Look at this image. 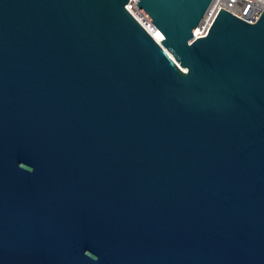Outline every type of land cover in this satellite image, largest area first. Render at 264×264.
Returning <instances> with one entry per match:
<instances>
[{"label": "water", "instance_id": "water-1", "mask_svg": "<svg viewBox=\"0 0 264 264\" xmlns=\"http://www.w3.org/2000/svg\"><path fill=\"white\" fill-rule=\"evenodd\" d=\"M0 0V264H264V10Z\"/></svg>", "mask_w": 264, "mask_h": 264}, {"label": "built area", "instance_id": "built-area-1", "mask_svg": "<svg viewBox=\"0 0 264 264\" xmlns=\"http://www.w3.org/2000/svg\"><path fill=\"white\" fill-rule=\"evenodd\" d=\"M137 1L138 0H130L126 6L138 19V21H140L142 25L155 36V32L153 30L158 27H156L149 17L138 7ZM221 6L253 22L264 10V0H212L204 17L202 18V21L194 30L195 37L206 33L214 15Z\"/></svg>", "mask_w": 264, "mask_h": 264}, {"label": "bare ground", "instance_id": "bare-ground-1", "mask_svg": "<svg viewBox=\"0 0 264 264\" xmlns=\"http://www.w3.org/2000/svg\"><path fill=\"white\" fill-rule=\"evenodd\" d=\"M153 31L155 32V37L158 40H160V39H162L164 37V33L162 32V30L160 28H155Z\"/></svg>", "mask_w": 264, "mask_h": 264}]
</instances>
